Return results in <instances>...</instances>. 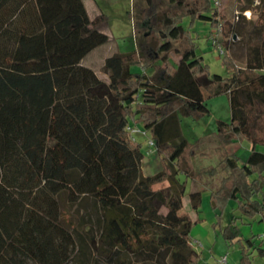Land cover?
<instances>
[{"label": "trees", "instance_id": "trees-1", "mask_svg": "<svg viewBox=\"0 0 264 264\" xmlns=\"http://www.w3.org/2000/svg\"><path fill=\"white\" fill-rule=\"evenodd\" d=\"M144 1L133 21L142 40L104 58L105 80L80 63L11 66L21 36L53 31L65 38L75 29L87 36L104 13L90 19L82 0H0V264H66L86 252L83 230L108 264H197L191 229L201 219L179 213L186 177L197 212L202 185L219 172L209 193L213 227L239 247L241 264L264 256V151L256 148L264 133L254 132L264 117V37L248 46L244 66L223 51L229 75L210 74L192 23L207 21L211 35L221 22L214 0ZM205 92L228 94L230 118L216 121L219 162L196 170V142L182 134L179 113H208ZM140 124L162 162L152 174H143L141 143L126 128ZM244 139L251 146L240 159L229 147Z\"/></svg>", "mask_w": 264, "mask_h": 264}, {"label": "rangeland", "instance_id": "rangeland-1", "mask_svg": "<svg viewBox=\"0 0 264 264\" xmlns=\"http://www.w3.org/2000/svg\"><path fill=\"white\" fill-rule=\"evenodd\" d=\"M88 17L104 13L106 20L101 23L92 33L82 36L79 29H75L67 37L61 38L55 32H39L32 36H21L17 42L12 68L20 71L43 70L55 65L66 63H80L92 68L96 74L108 80L107 74L102 70L104 58L117 50H126L138 46L142 40L143 29L137 30L133 27V21L140 17V10L145 5L144 0H82ZM215 1V0H214ZM213 1V3H214ZM215 4L220 8L222 29L219 32V39L223 51L228 52L237 66H244L247 57V48L250 44L260 42L264 37V3L260 0H216ZM184 25H189L190 18L184 17ZM193 35L195 36L196 52L208 65L209 73H218L224 76L229 75V70L223 63V53H220L217 46L212 43L209 23L205 20L196 19L192 23ZM260 28V32H256ZM213 29V27H212ZM258 31V29H257ZM137 70V68L133 67ZM204 103L209 112L199 117L179 113L180 127L182 134L189 142H196V154L193 157V168L198 170L209 165H216L220 160V153L215 146L217 140L215 131L217 119L229 120L230 108L227 93L207 95L204 93ZM258 106L253 107L252 114H258ZM256 136L264 133V117L256 119ZM133 139L141 143L144 153L142 160L143 174H152L161 169L162 162L154 144L149 142L150 133L146 126L136 125L130 128ZM250 142L242 140L229 147V151L236 149L240 159H244L250 150ZM256 148L264 151V145L257 144ZM202 152V153H201ZM223 172L213 177H207L202 185L201 204L197 212L192 211L188 191L191 188V179L184 174H179L180 179L186 177V187L182 197L183 207L179 213L188 212L192 215H199L207 223V229L213 234V241L204 237L201 231V223H195L191 232L196 233L193 246L200 252V259L197 264H216L218 260L226 255L224 264H241L239 261V247L228 245L225 241L219 226L213 227L216 220V210L210 206L208 189L218 184ZM264 195V183L261 187ZM233 202L230 201L223 210L220 218V225L228 222ZM75 211L77 215L81 214ZM81 218V217H79ZM88 226L87 221L84 222ZM87 223V225H86ZM79 225V224H78ZM82 231L80 237L87 243L86 252L76 254L66 264H108L104 256L98 255L89 244V233ZM254 264H264V256H254ZM32 264V263H30Z\"/></svg>", "mask_w": 264, "mask_h": 264}, {"label": "crops", "instance_id": "crops-1", "mask_svg": "<svg viewBox=\"0 0 264 264\" xmlns=\"http://www.w3.org/2000/svg\"><path fill=\"white\" fill-rule=\"evenodd\" d=\"M84 3V2H83ZM209 29H210V27H209ZM137 46V45H136ZM248 145V144H247ZM248 146H251V144L250 145H248ZM206 186V188L208 189V195H209V193H210V186L209 185H205ZM198 211V210H197ZM197 216L200 218V216L197 214ZM201 219V218H200ZM198 223H201L202 224V226H201V231L203 232V234H204V237H208L211 241H213V234L207 229V227H206V225H207V223L206 222H204V220L203 219H201L200 220V222H198ZM261 225H255V227H254V229H256L257 231H261ZM249 232V231H248ZM192 233V235H193V241H198L197 239H196V233H194V232H191ZM259 237L261 238V239H264V232H260L259 233ZM199 242V241H198Z\"/></svg>", "mask_w": 264, "mask_h": 264}, {"label": "built area", "instance_id": "built-area-1", "mask_svg": "<svg viewBox=\"0 0 264 264\" xmlns=\"http://www.w3.org/2000/svg\"><path fill=\"white\" fill-rule=\"evenodd\" d=\"M214 3L217 4L218 2L215 0ZM221 27H222V22H219L218 26H217V27H214V28L212 29V31H211V35H210V36H211V39H212V43H213V44H214V42H216V40H217V37H218L219 32H220V30H221ZM216 46H217L219 52L222 53V52H223V46H222V44H221V43H217ZM126 128L130 131V128H132V127H130V126L128 125V126H126ZM149 142H150L151 144H153V141L151 140V138H150ZM225 262H226V255L222 256V257L218 260V262H217L216 264H224Z\"/></svg>", "mask_w": 264, "mask_h": 264}]
</instances>
